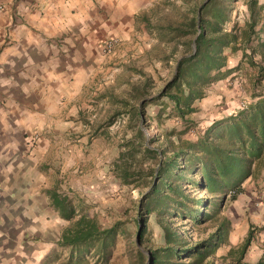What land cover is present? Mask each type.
Wrapping results in <instances>:
<instances>
[{
    "label": "rangeland",
    "instance_id": "1",
    "mask_svg": "<svg viewBox=\"0 0 264 264\" xmlns=\"http://www.w3.org/2000/svg\"><path fill=\"white\" fill-rule=\"evenodd\" d=\"M196 1L203 3L204 0ZM218 1L228 14L224 29H234L238 35L246 31L247 40L239 37L237 41L248 42H237L235 49L225 48L227 60L222 71H228L226 76L206 87L205 95L194 102L196 111L185 118L176 116L172 111L173 102L167 96L148 102L141 116L133 114L132 107L137 105L134 98L137 92L145 89L147 95L143 100L148 101L173 77L178 53L172 55V49L177 42L190 41L192 34L174 39L172 36L190 30L191 0H158L147 15L149 25L146 29L138 31L137 36L128 41L122 40L109 55L101 51L99 43L101 70L77 102L79 110L69 122L71 125L57 137H52L42 158L46 170L42 186L56 187L73 202L77 212L93 217L102 227L119 223L120 230L110 254L101 258L93 249L80 264H149L148 251L166 245L165 226L180 234V243L176 246L189 247L208 240L223 219L229 221L231 229L232 221L241 219L245 222L254 211L258 216L264 215L261 186L264 167L258 170L259 174L242 183L243 191L236 199H231L230 194L223 200L215 198L221 204L218 207L209 205L206 209L203 204L197 206L196 200L215 195L188 181L191 177L199 179V174L187 173L180 180L187 195L185 205L198 208L196 216H184L181 209L177 212L173 208L166 214H160L158 210L147 213L142 201L150 187L124 184L114 171L113 164L124 151V142L135 138L138 126L147 139H153L151 147L172 155L174 150L182 147L179 138L197 140L215 121L236 113L254 100V94L264 93V6L251 12L247 7L248 0ZM258 3L264 4V0H258ZM205 15L209 18L210 11ZM178 49H182L180 45ZM134 155L137 162L144 161L143 165L157 162L155 157L153 160L149 155L143 157L138 151ZM70 223L58 216L50 222L51 228L46 233L49 244L46 256L60 253L50 264L66 263L68 250L61 252L57 240ZM139 226L142 227L141 237L137 236ZM44 239L39 234L31 238L33 242ZM222 250L224 246L210 255L208 264L227 263L238 255L219 254ZM188 261L191 259L183 260L184 263Z\"/></svg>",
    "mask_w": 264,
    "mask_h": 264
},
{
    "label": "crops",
    "instance_id": "2",
    "mask_svg": "<svg viewBox=\"0 0 264 264\" xmlns=\"http://www.w3.org/2000/svg\"><path fill=\"white\" fill-rule=\"evenodd\" d=\"M157 1L0 0V264H41L47 255L50 222L61 217L47 195L58 189L42 186V158L101 70L100 41L137 36ZM249 232L242 262L256 264L264 215L255 211L231 222L219 254L236 250ZM37 234L45 239L33 242Z\"/></svg>",
    "mask_w": 264,
    "mask_h": 264
},
{
    "label": "trees",
    "instance_id": "3",
    "mask_svg": "<svg viewBox=\"0 0 264 264\" xmlns=\"http://www.w3.org/2000/svg\"><path fill=\"white\" fill-rule=\"evenodd\" d=\"M191 2L190 30L172 36L174 39L177 36L192 34L190 41L177 42L172 49V55L178 53L173 77L158 95L148 101L141 103L147 95L145 89L137 92L134 96L137 105L132 107L133 114L141 116L148 102L167 96L173 102L172 111L176 116L185 118L196 111L194 102L205 95L206 87L226 76L228 71H222L227 60L225 48L235 49L237 42H248L237 41L239 37L247 40L246 31H241L238 35L234 29H224L228 14L224 7L219 5L218 0ZM263 6L258 0L247 1L251 12ZM206 11H210L209 18L205 15ZM144 20L148 26L149 18L144 16ZM169 30L174 31L172 28ZM152 141V138H146L138 126L135 138L124 142L125 149L120 153L119 160L113 164L115 174L122 183L150 187L142 201L146 212L158 210L160 214H166L173 208L177 212L181 209L184 216H196L198 208L185 205L187 195L180 180L185 178L187 173L192 176L199 174V179L191 177L188 181L195 187L207 190L208 194L215 195L213 198L196 200L197 206L203 204L205 209L209 205L218 207L221 203L215 198L223 200L225 195L230 194L231 199H236L243 191L242 183L259 174L258 170L264 167V93L254 94V100L238 109L236 113L215 121L197 140L179 138L182 147L174 150L172 155H166V151L151 147ZM136 151L141 152L143 157L149 155L152 160L155 157L156 164L143 165L144 161L137 162L134 155ZM160 156H163V159ZM194 168L197 169L193 173ZM47 195L49 204L59 216L71 221L63 229L58 241L61 252L68 250L69 254L66 263L64 261L60 264H80L86 261L85 256L93 249L101 258L110 254L120 230L119 223L102 227L93 217L77 212L73 202L55 188L48 189ZM139 228L138 235L141 237L142 227ZM165 231L166 245L148 251L149 264H208L210 255L226 243L230 226L229 221L223 219L208 240L189 247L183 244L181 247L176 246V243H180V234L170 230L168 226H165ZM250 240L249 232L240 247L229 251V254L238 253L236 259L223 264H248L242 262V257ZM59 254L54 252L46 256L41 264L56 261ZM185 258L191 261L184 263ZM256 264H264V256Z\"/></svg>",
    "mask_w": 264,
    "mask_h": 264
},
{
    "label": "built area",
    "instance_id": "4",
    "mask_svg": "<svg viewBox=\"0 0 264 264\" xmlns=\"http://www.w3.org/2000/svg\"><path fill=\"white\" fill-rule=\"evenodd\" d=\"M4 10V5L0 3V13ZM122 44V39L117 36H107L100 41L101 51L105 55L113 53ZM242 108V107H241Z\"/></svg>",
    "mask_w": 264,
    "mask_h": 264
},
{
    "label": "water",
    "instance_id": "5",
    "mask_svg": "<svg viewBox=\"0 0 264 264\" xmlns=\"http://www.w3.org/2000/svg\"><path fill=\"white\" fill-rule=\"evenodd\" d=\"M143 101H144V100H142L141 103H143ZM138 234H139V232L137 233V236H139ZM137 243H139V242H137Z\"/></svg>",
    "mask_w": 264,
    "mask_h": 264
}]
</instances>
